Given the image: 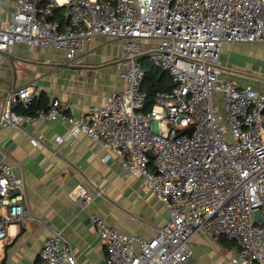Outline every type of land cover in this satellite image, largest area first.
Returning <instances> with one entry per match:
<instances>
[{
    "label": "built area",
    "instance_id": "1",
    "mask_svg": "<svg viewBox=\"0 0 264 264\" xmlns=\"http://www.w3.org/2000/svg\"><path fill=\"white\" fill-rule=\"evenodd\" d=\"M60 12L63 23L56 19ZM98 35L124 41L117 63L123 92L80 116L66 114L58 99L30 115L14 106L28 109L37 92L11 89L0 100V130L61 122L71 129L59 141L85 134L107 151L104 161L115 155L123 172L144 178L170 219L146 240L92 215L108 251L105 264H192L191 241L198 234L235 242L233 264H264V225L254 220L256 210L264 216V92L224 76L228 48L264 44V0H15L0 28V73L18 44L62 50L73 60ZM144 58L174 82L151 110L142 91ZM192 127L190 135L183 133ZM30 142L39 144L34 136ZM25 186L0 147L3 242L16 236L12 227L35 220ZM71 195L82 207L94 199L81 186ZM39 259L79 264L61 231L45 240Z\"/></svg>",
    "mask_w": 264,
    "mask_h": 264
},
{
    "label": "crops",
    "instance_id": "2",
    "mask_svg": "<svg viewBox=\"0 0 264 264\" xmlns=\"http://www.w3.org/2000/svg\"><path fill=\"white\" fill-rule=\"evenodd\" d=\"M14 2L0 0V28L10 19ZM123 45L122 39L98 35L85 51L69 60L62 50L18 44L2 63L0 100L11 89L30 86L37 92L32 113L58 99L66 114H87L126 89L117 68ZM224 59L226 78L264 92V44H236L225 51ZM22 125L21 129L0 130V147L25 180L27 207L35 220L25 222L22 229H10L17 234L2 241L0 264H40L45 240L58 231L72 245L79 264H105L108 251L96 233L92 215L120 232L146 240L154 239L167 225L169 212L147 189L144 178L123 172L115 155L104 161L107 151L90 137L80 134L59 141L71 126L57 121ZM33 136L39 141L37 146L30 142ZM78 186L94 196L84 207L71 197ZM96 190H103V195H96ZM225 239L196 235L191 241L192 264H233L237 246Z\"/></svg>",
    "mask_w": 264,
    "mask_h": 264
},
{
    "label": "trees",
    "instance_id": "3",
    "mask_svg": "<svg viewBox=\"0 0 264 264\" xmlns=\"http://www.w3.org/2000/svg\"><path fill=\"white\" fill-rule=\"evenodd\" d=\"M56 19L60 20L62 23L64 22L62 12L58 13ZM144 66L146 70V75L142 84V91L147 93L148 95L146 109L151 110L152 107L156 104L157 95L160 92H168L172 90L174 87V82L172 77L167 72H164L156 67H153L148 63L144 64ZM34 103L35 100L28 109H24L21 106H20L21 108H18V106L16 108L14 107V111L16 113L20 112L19 114L23 113V114L34 115L37 112L35 111L34 113H32ZM40 108L42 107H39V109ZM233 243L236 245L235 242Z\"/></svg>",
    "mask_w": 264,
    "mask_h": 264
},
{
    "label": "water",
    "instance_id": "4",
    "mask_svg": "<svg viewBox=\"0 0 264 264\" xmlns=\"http://www.w3.org/2000/svg\"><path fill=\"white\" fill-rule=\"evenodd\" d=\"M194 128H189V129H186L184 130V134H187V135H190L192 132H193ZM19 191H15L14 194H18ZM255 222L256 223H262L264 225V216L262 215L261 211L260 210H256L255 211V218H254Z\"/></svg>",
    "mask_w": 264,
    "mask_h": 264
},
{
    "label": "rangeland",
    "instance_id": "5",
    "mask_svg": "<svg viewBox=\"0 0 264 264\" xmlns=\"http://www.w3.org/2000/svg\"><path fill=\"white\" fill-rule=\"evenodd\" d=\"M142 61L145 63V62H148V59L147 58H144L142 59ZM3 250H2V241L0 240V259L3 257Z\"/></svg>",
    "mask_w": 264,
    "mask_h": 264
}]
</instances>
